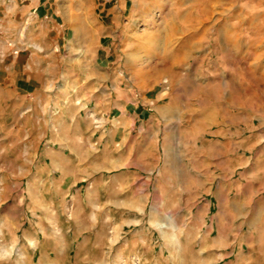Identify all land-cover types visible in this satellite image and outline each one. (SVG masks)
Masks as SVG:
<instances>
[{"label":"rangeland","instance_id":"1","mask_svg":"<svg viewBox=\"0 0 264 264\" xmlns=\"http://www.w3.org/2000/svg\"><path fill=\"white\" fill-rule=\"evenodd\" d=\"M76 2L74 127L28 111L0 13V264H264V0ZM49 145L76 174L28 186Z\"/></svg>","mask_w":264,"mask_h":264},{"label":"crops","instance_id":"2","mask_svg":"<svg viewBox=\"0 0 264 264\" xmlns=\"http://www.w3.org/2000/svg\"><path fill=\"white\" fill-rule=\"evenodd\" d=\"M75 2L76 0H0V13L6 18L3 20L7 22L8 30L21 32L20 60L17 61L14 56L15 59L10 62L13 69L21 67L22 71L20 84L15 81V90L29 99V112L37 111L39 108L43 110L44 115L41 116L44 118H39L37 121L42 122L41 126L44 128L48 111H67L68 114L61 118L62 123L69 127L77 126L78 123L77 113H72V91L65 87L64 95L68 93L69 98L61 102L63 94L58 85L60 77L65 72L60 62L64 61L65 56L69 58L70 48L77 44V40L71 35L78 26L75 20L78 7ZM88 15L89 13L83 8L81 23L85 29L91 30L94 24L93 19H89ZM12 44L17 46V40L13 39ZM73 103L76 110L77 101L74 100ZM145 113L146 110L140 107L133 110L124 107L123 114L129 119L126 128L133 129L139 124L142 125V120L138 116ZM32 137V141L41 143L46 140V132L41 138L39 135L38 138L33 135ZM78 139L74 134L58 140L50 138L47 142L68 143V141L76 142ZM47 148L36 151L33 155V159L39 164L37 174H40V177L42 174L43 178H39L37 182L30 181L28 186H62L68 175L76 174L79 159L76 151L70 149L66 153L63 151L65 147L59 148L54 145H49ZM75 183L69 182L66 186H73Z\"/></svg>","mask_w":264,"mask_h":264}]
</instances>
